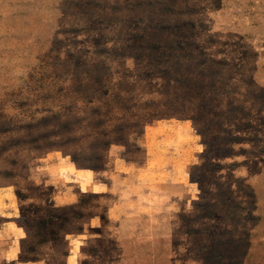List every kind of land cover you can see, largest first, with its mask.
<instances>
[{
	"label": "rangeland",
	"instance_id": "1",
	"mask_svg": "<svg viewBox=\"0 0 264 264\" xmlns=\"http://www.w3.org/2000/svg\"><path fill=\"white\" fill-rule=\"evenodd\" d=\"M2 220L45 264H264V0H0Z\"/></svg>",
	"mask_w": 264,
	"mask_h": 264
},
{
	"label": "crops",
	"instance_id": "2",
	"mask_svg": "<svg viewBox=\"0 0 264 264\" xmlns=\"http://www.w3.org/2000/svg\"><path fill=\"white\" fill-rule=\"evenodd\" d=\"M100 185L103 188L107 187L105 184V181H101L96 179V176L92 175L85 186L84 192H90L92 194H97L102 192L103 188H100ZM100 188V189H99ZM73 200L75 197V194L70 193L68 195ZM76 198V197H75ZM52 200L54 201V204L57 206H61L64 204H71L72 201H63L59 197V191H54L52 195ZM89 229L94 228L93 223L88 222L86 225ZM84 231V229H83ZM83 232H78L71 234L74 235L75 239L78 236H82ZM24 234H21L19 231V228L14 226L10 221L8 220H2L0 222V263L1 264H45V260L41 257H21V253L25 251L24 247H21V239L23 238ZM72 238V237H71ZM72 240V239H70ZM72 256L67 255L66 260H70ZM70 262V261H69Z\"/></svg>",
	"mask_w": 264,
	"mask_h": 264
}]
</instances>
